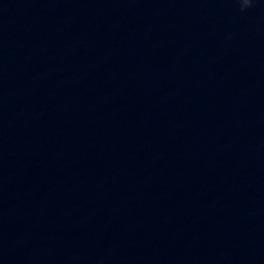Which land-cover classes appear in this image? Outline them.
<instances>
[{"label":"water","instance_id":"1","mask_svg":"<svg viewBox=\"0 0 264 264\" xmlns=\"http://www.w3.org/2000/svg\"><path fill=\"white\" fill-rule=\"evenodd\" d=\"M0 264H264V0H0Z\"/></svg>","mask_w":264,"mask_h":264},{"label":"clouds","instance_id":"2","mask_svg":"<svg viewBox=\"0 0 264 264\" xmlns=\"http://www.w3.org/2000/svg\"><path fill=\"white\" fill-rule=\"evenodd\" d=\"M235 2L239 5V10L243 12L253 6L254 0H235Z\"/></svg>","mask_w":264,"mask_h":264}]
</instances>
